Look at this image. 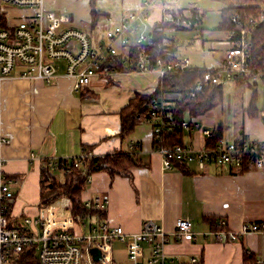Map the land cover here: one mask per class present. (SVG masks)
Segmentation results:
<instances>
[{
    "label": "crops",
    "instance_id": "obj_1",
    "mask_svg": "<svg viewBox=\"0 0 264 264\" xmlns=\"http://www.w3.org/2000/svg\"><path fill=\"white\" fill-rule=\"evenodd\" d=\"M144 1L121 0L119 11L111 17L106 30L119 24L128 11H140ZM192 1L204 8L201 22L194 28L208 30L207 33H210L206 39L216 45L223 42L224 48L221 54L210 49L211 58L207 63L191 66L211 68L220 62L229 47L227 32L222 41L215 32L221 19L222 3L218 0ZM190 5L189 0L152 3L146 10L148 17L139 18L137 30L128 32L131 42H136L134 37L138 33L151 31L165 14L166 6L186 9ZM46 6L52 8L50 0H46ZM4 9V16L10 22H15L24 12L14 6H5ZM109 15L106 13L100 19L109 18ZM100 19L94 26L91 25L93 29L99 25ZM172 32L166 31L162 44L169 56L177 57V44L181 41L178 42ZM105 36L106 33H101L89 38L93 46H98L105 41ZM203 36L200 32L197 37L202 40ZM115 45L117 50L121 49L118 43ZM18 72L19 68L0 82V137L7 140L1 144L3 169L18 179L11 187L9 209L14 220L18 221L22 216H36L43 210L40 204L43 159L77 156L82 152L83 144L92 146L88 151L93 156H101L114 151L128 152L132 143H138L139 147L133 153L138 163L129 168L127 175L111 176L105 170L92 172L91 182L81 193L82 199L101 194L109 196L106 209L88 213L92 219H105L113 225L122 226L126 232L138 231L143 220L151 219L167 232L165 253L176 257L180 263L256 264L258 260L264 261L263 233L247 232L235 241L227 235L217 240L212 236L204 238L201 234L212 228V221L217 222L220 218L225 220L227 228L235 232L244 222L264 221V168L258 169L247 163L240 171L239 167L225 165L199 167L195 163H177L165 169L160 154L154 148L150 124L142 119L125 138L119 135V111L136 94H151L157 90L159 78L155 73L115 71L110 75L93 77L88 85L76 89L74 79L64 74L46 83L18 77ZM233 81L237 91L227 94L229 102L225 103V111L217 110L218 104L192 117L197 118L203 128H208L214 135L220 134L227 142L241 138L264 140V107H259L255 100L254 104L252 100L248 105L244 104L241 97L243 90L238 86L243 83L250 85V81ZM240 90L242 99L234 103L231 101L232 94ZM256 96L257 92L253 90L252 97ZM252 104L256 112L250 114L248 109ZM180 140L195 148L205 144L201 128L183 130ZM56 202L72 204L65 195L59 196ZM177 218L188 219L197 237L192 240L176 239L172 232ZM150 249L149 243L143 244V264H147ZM91 253L93 256L94 252ZM191 257L196 258L194 263H190ZM246 257L253 260H246ZM85 258L83 261L88 264ZM112 260L114 264H131L125 244L116 240L112 242Z\"/></svg>",
    "mask_w": 264,
    "mask_h": 264
},
{
    "label": "built area",
    "instance_id": "obj_2",
    "mask_svg": "<svg viewBox=\"0 0 264 264\" xmlns=\"http://www.w3.org/2000/svg\"><path fill=\"white\" fill-rule=\"evenodd\" d=\"M157 1L163 0H145L140 11H128L119 24L107 30L105 41L93 46L86 31L70 25L64 13L48 8L46 0H0L3 13L5 6L24 10L15 22L5 17L6 26H0V82L12 76L17 68L18 77L46 83L64 74L74 79L76 89L88 85L93 77L112 74L115 71L100 69L101 63L108 55L117 52L115 43L124 48L131 42L128 32L137 30V20L147 18L146 10ZM263 10L260 9V18H263ZM160 20L173 18L164 14ZM250 21L253 22V19L250 18ZM134 39L141 44L145 42L146 34L140 32ZM227 39L229 47L220 62L211 68L197 69L200 77L183 90L166 86L163 78L167 73L191 70L188 58H169L166 61L158 57L151 59L144 46L140 48L136 68L132 70L155 73L159 78L157 93L151 96L143 121L152 127L153 145L165 169L177 163H195L199 167L207 164L240 167L245 161L258 169L264 168V140L241 138L227 142L218 137L213 141L214 133L203 128L197 118L174 120L177 102L183 97L196 98L208 85L223 84L238 77H247L249 81L264 80V62L261 66L254 65L251 59L249 31L245 28L237 32L229 31ZM198 128L205 137V144L200 148L184 142L161 145L162 136L168 131H192ZM6 141V138L0 137V264H12L17 254L32 246L37 264H86L83 261L85 257L88 264H114L112 242L115 240L125 244L131 264H143L144 243L151 245L147 264H188L180 263L176 257L165 253L167 232L151 219L143 220L138 231L126 232L122 226L113 225L105 219H92L91 214L76 220L72 204H60L56 199L43 206L40 214L14 220L10 216L9 206L11 187L18 179L3 169L1 144ZM138 147V143H132L128 152L134 153ZM91 157V152L86 151L74 157H50L47 161L52 169L62 166L64 171L68 170L66 161L73 164L80 169V175L87 185L91 182L92 171L84 160ZM108 202L107 194L83 200L86 208L95 211L106 209ZM217 224L221 227L201 232L204 238L212 236L221 240L227 235L231 241H235L247 232L264 234V221L244 222L237 232L227 228L222 218L218 219ZM172 234L178 240L197 237V232L192 230L186 218L176 219ZM93 248L99 252L97 260L93 259ZM189 261L194 263L196 258L191 257ZM256 264H264V261L258 260Z\"/></svg>",
    "mask_w": 264,
    "mask_h": 264
},
{
    "label": "trees",
    "instance_id": "obj_3",
    "mask_svg": "<svg viewBox=\"0 0 264 264\" xmlns=\"http://www.w3.org/2000/svg\"><path fill=\"white\" fill-rule=\"evenodd\" d=\"M97 0H88L91 7L92 23L96 24L100 16L106 14L103 10L96 9L95 3ZM222 3L220 8V21L217 29L226 32H237L241 28H245L250 34V51L251 59L254 65L261 66L264 62V10L263 18H260V9H264V0H218ZM165 14L170 15L173 20H160L153 26L151 31L146 34L145 42L139 44L130 42L126 47L117 50L115 54H110L101 63L100 69H110L113 71H126L136 68L137 58L141 46H144L146 52L151 59L161 58L166 61L169 58H177L169 56L168 51L163 47V39L166 37V31L177 29H193L195 24H199L202 19V11L195 5H190L188 8H173L166 6ZM253 19V22L250 21ZM4 13L0 10V26H6ZM191 70L183 72L167 73L163 78V83L166 86L183 90L190 84H193L199 77L198 67H192ZM236 80H247V77H238ZM233 79V80H235ZM249 81V80H248ZM157 93V90L151 94H136L129 99L119 111L120 116V131L121 138H125L134 128V126L142 121L147 114L148 103L151 96ZM255 100V98H254ZM223 101L222 84H211L205 87L198 93L196 98L190 99L183 97L177 102L174 111V120L176 122L183 118L196 116L215 107ZM254 104V101H253ZM252 106L248 109V113L256 112ZM183 130H172L163 134L161 145L171 146L182 142L180 140ZM220 137V134L214 135V140ZM92 149V146L83 144L82 152ZM84 163L89 167L90 171L105 170L111 176L127 175L129 168L138 163L137 158L133 153L124 151H114L101 156H93L85 159ZM248 162H244L240 166V171L244 169ZM67 171L63 167L52 169L49 166L47 159L42 160L40 169V204L45 206L49 202L57 199L59 196H68L72 201L74 218L79 220L88 213H93L95 210H89L83 204L81 193L85 188V180L80 175V169L66 161ZM183 163H178V165ZM60 175L61 178L58 176ZM10 208V206H9ZM218 221V220H217ZM211 229L220 228L217 222L212 221ZM245 256H247L245 254ZM246 260H253L251 257H246ZM12 264H37L34 254V246L24 248L15 256Z\"/></svg>",
    "mask_w": 264,
    "mask_h": 264
},
{
    "label": "rangeland",
    "instance_id": "obj_4",
    "mask_svg": "<svg viewBox=\"0 0 264 264\" xmlns=\"http://www.w3.org/2000/svg\"><path fill=\"white\" fill-rule=\"evenodd\" d=\"M190 3L193 4L192 0H189ZM197 4V2H196ZM191 5V6H192ZM198 5V4H197ZM195 5V6H197ZM50 6L57 10L60 13H64L70 21V25H76L84 29L89 37H94L96 35H100L101 33L105 34L106 29L109 28L108 24L111 21V17L119 11L121 6V0H97L95 3L96 9H102L104 12L109 13V18H102L100 19V23L96 28L91 27L92 23V14L91 7L89 5L88 0H50ZM189 7V6H188ZM202 12L204 9L203 7L197 6ZM101 17V16H100ZM98 19V20H99ZM97 20V22H98ZM96 22V23H97ZM94 26V25H93ZM93 29V30H92ZM92 30V32H91ZM171 34L177 38L176 40L179 42L177 48V58H188L190 65H198L202 66L203 64L207 63L208 59L211 58L210 49H215L217 54L223 53V42L222 44H213L212 41L206 39L208 30H202L200 27H196L193 29H177L172 30ZM210 31V30H209ZM200 32H203V39L201 40L197 36ZM216 37H221L219 40H223L222 36L225 35L224 33L216 28ZM211 34H209L210 38ZM176 42V41H175ZM256 82V83H255ZM239 85V84H238ZM239 89L243 90V96L240 94L241 90L238 92H234L232 94V100L234 103H238V99H242L244 104L251 103V100H254V96L252 97L253 90H256L257 96L255 97V101L259 107H264V80H257L253 81L250 80V85L244 84L238 86ZM224 99L223 103L219 104L216 108L217 110H224L226 109V102H229L227 99V94L232 91L236 90V85L233 80H228L222 84ZM240 95L242 98H240ZM61 178L60 176H58ZM11 264V263H7Z\"/></svg>",
    "mask_w": 264,
    "mask_h": 264
},
{
    "label": "water",
    "instance_id": "obj_5",
    "mask_svg": "<svg viewBox=\"0 0 264 264\" xmlns=\"http://www.w3.org/2000/svg\"><path fill=\"white\" fill-rule=\"evenodd\" d=\"M91 252H94L93 258L95 260L99 258V252L97 249L93 248V249H91Z\"/></svg>",
    "mask_w": 264,
    "mask_h": 264
}]
</instances>
